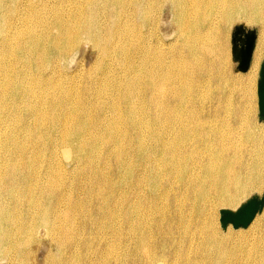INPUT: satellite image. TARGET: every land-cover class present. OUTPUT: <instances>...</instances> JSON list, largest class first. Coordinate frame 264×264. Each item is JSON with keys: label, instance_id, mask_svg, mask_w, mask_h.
Returning a JSON list of instances; mask_svg holds the SVG:
<instances>
[{"label": "bare ground", "instance_id": "bare-ground-1", "mask_svg": "<svg viewBox=\"0 0 264 264\" xmlns=\"http://www.w3.org/2000/svg\"><path fill=\"white\" fill-rule=\"evenodd\" d=\"M263 62L264 0H0V264H264Z\"/></svg>", "mask_w": 264, "mask_h": 264}, {"label": "water", "instance_id": "water-1", "mask_svg": "<svg viewBox=\"0 0 264 264\" xmlns=\"http://www.w3.org/2000/svg\"><path fill=\"white\" fill-rule=\"evenodd\" d=\"M255 30L244 27L235 28L232 34V57L237 64L236 71H247L255 43ZM258 121L264 123V62L262 63L258 86ZM264 208V192L261 196L253 195L236 211H220V224L222 229L232 226L234 230L246 229L255 216Z\"/></svg>", "mask_w": 264, "mask_h": 264}, {"label": "rangeland", "instance_id": "rangeland-1", "mask_svg": "<svg viewBox=\"0 0 264 264\" xmlns=\"http://www.w3.org/2000/svg\"><path fill=\"white\" fill-rule=\"evenodd\" d=\"M237 25H239V23H236L234 26H237ZM242 25H243V23H242ZM249 28H253V26H248V29ZM165 29H168V27H165L164 28V31H165ZM163 31V32H164ZM232 34H233V31L231 32V34H230V38H229V50H230V52H229V54H230V64H231V69L233 70V72L236 70V66H237V64H235L234 63V60H233V57H232ZM87 53V54H86ZM93 58H92V56H90V52H89V50L88 49H81L80 51H79V53H78V55H77V58H76V61L74 62V64L71 66V70L72 69H74L76 66H78V65H81V67H83V69H85V70H87V69H89L90 68V66L92 65V63H93V60H92ZM90 64V65H89ZM256 93V92H255ZM255 102H256V104H255V109H256V111H255V119H256V121L258 120V118H257V115H258V106H257V95L255 94ZM257 106V107H256ZM254 194H256V193H250L249 194V196L247 197V198H250L252 195H254ZM251 195V196H250ZM218 219H219V214H218ZM218 227H219V229H220V224H219V220H218ZM221 230V229H220ZM232 232H234V231H232ZM38 258H40V256L38 257ZM42 258H43V256H42ZM37 259V262H39V263H41L42 262V260L43 259ZM41 261V262H40ZM36 262V261H35ZM38 263V264H39Z\"/></svg>", "mask_w": 264, "mask_h": 264}]
</instances>
